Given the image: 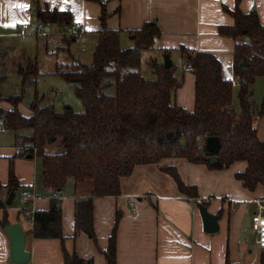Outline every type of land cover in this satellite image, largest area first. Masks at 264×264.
<instances>
[{
  "label": "trees",
  "instance_id": "trees-1",
  "mask_svg": "<svg viewBox=\"0 0 264 264\" xmlns=\"http://www.w3.org/2000/svg\"><path fill=\"white\" fill-rule=\"evenodd\" d=\"M92 1L100 3L102 27L93 46L91 64L75 60L68 67L57 66L54 71L67 82L74 83V93L83 110L76 112L65 107L56 111L51 103L40 104L42 98H35L29 106L31 113L25 116L17 109L21 95H0L1 99L13 104L12 109L0 111V118L6 128L17 132L22 146L35 148L44 188L59 194L69 179L75 183L92 181L91 195L75 202V230L84 231L96 241L92 197L120 194V179L128 176L136 165L157 163L166 157L206 163L211 169L244 161L246 168L236 172L235 178L248 190L252 191L258 185L264 188V141L256 134L255 107L251 99L255 78L264 76V25L259 22L256 11L243 12L236 0L233 9L224 7L234 23L218 26L220 35L241 41L235 43L233 51V71L239 79L240 110L235 111L232 106L233 82L221 76L220 62L215 55L180 47L185 53L183 64L195 77L194 108L188 110L174 100L181 80L175 76L173 64L165 69L162 64L151 61L153 79H144L139 72L141 50L151 48L160 34L157 25L145 22L132 33L133 46L122 49L118 31L105 27L108 16L105 3ZM32 9L40 23L57 30L71 22L69 11L41 6L37 0ZM245 37L249 40L245 41ZM60 41L70 44L72 39L62 36ZM63 49L68 51L69 47ZM243 57L247 59L246 66H240ZM19 73L24 85L32 83L31 75L38 72L31 65L27 70L19 69ZM256 108L257 115L264 116V100ZM25 129H29L30 134H21ZM169 132L173 135L166 138ZM208 136H217L220 141L212 154L204 149ZM54 144L60 149L58 152L51 149ZM44 148H49L48 152ZM22 152V156L29 154L34 158L31 149ZM210 155H215L217 161L209 164L207 158ZM162 169L173 178L182 194L197 198L196 186L185 184L175 167ZM3 187L7 194L19 189L12 166L7 184H0V208L6 205ZM4 222L5 218L0 220V224ZM31 222L30 233L34 238L63 241L60 197L52 195L48 209L35 210ZM115 247L114 228L103 252L107 264L116 263ZM63 256L65 264L81 262L75 253L64 250ZM261 264H264V253H261Z\"/></svg>",
  "mask_w": 264,
  "mask_h": 264
},
{
  "label": "crops",
  "instance_id": "crops-1",
  "mask_svg": "<svg viewBox=\"0 0 264 264\" xmlns=\"http://www.w3.org/2000/svg\"><path fill=\"white\" fill-rule=\"evenodd\" d=\"M37 1L41 6L69 11L71 21L82 24L85 36L94 33L97 40L98 31L102 27L99 2ZM101 1L105 3L108 14L105 27L118 31L119 46L122 49L133 46L132 33L145 22L157 25L160 34L155 37L152 47L158 55L151 59L162 64L164 54L172 57L173 53H178L184 72L182 78L175 75L181 80V85L174 93V100L179 105L188 110L194 108L195 88V77L184 66L185 53L180 47L211 52L220 62L221 76L239 86L233 71V51L235 43L241 41L218 32L219 25L234 23L233 17L224 7L233 9L236 0ZM33 2L0 0V36L26 30L32 20L39 22L32 9ZM18 4L27 7L21 9L16 6ZM238 5L243 12L256 11L259 22L264 25V0H238ZM23 24L28 27L23 28ZM123 34L129 35L131 43L124 40ZM146 50H141L140 60ZM17 67L19 72L21 68L31 67V64L28 62L25 67L21 64ZM17 109L20 111L19 107ZM256 109L253 124L257 137L264 141V116L257 115ZM23 111L26 112L20 111L21 114L29 115V110ZM23 146L19 142L13 146L0 144V184H7L8 170L12 165L19 185L15 192L18 201L23 193L32 190L37 193L32 201H19L22 204V218H19L21 213L18 210L13 217L8 216L5 220L10 223L19 222L26 233V248L30 252L26 264H65L64 250L70 254L75 253L81 259L79 264H107L103 252L108 247L114 228L115 264H261L264 248L258 247L256 234L249 225L250 217L257 210L256 200L264 205V188L258 185L254 190H248L235 178V171L246 168L244 161L234 166L231 164L226 170H214L206 163H192L182 157H166L157 163L136 165L128 176L120 179V194L92 197L96 241L90 239L84 231L75 230L74 225L75 202L90 196L93 184L85 182L82 185L83 182L75 183L69 179L59 194L55 192L60 197L61 205V229L64 235L61 241L59 238H34L30 233L31 217L24 215V211L48 209L54 192L43 187L36 158L28 157L29 154L22 156ZM162 167H175L185 184L196 186L197 198L182 194L173 178ZM4 195L5 192H2L3 198ZM198 203L205 205L211 214L218 215L219 229L216 232L203 230ZM3 224H0V264H17L9 261V238L3 231ZM245 228L254 233V241H248Z\"/></svg>",
  "mask_w": 264,
  "mask_h": 264
},
{
  "label": "rangeland",
  "instance_id": "rangeland-1",
  "mask_svg": "<svg viewBox=\"0 0 264 264\" xmlns=\"http://www.w3.org/2000/svg\"><path fill=\"white\" fill-rule=\"evenodd\" d=\"M29 25L30 27L28 29L17 31L14 33V35L0 36L1 97L21 95L22 98L17 107H19L20 111L22 112H26L23 111V109H27L28 112L29 106L35 100V98L38 100L42 98L40 104L51 103L56 111H62L65 107H70L76 112L82 111L83 105L80 99L74 93V83L67 82L59 74H55L54 71L57 66L62 64L68 67L75 60L82 64L90 65L92 62L93 45L96 40L95 34H87V37L85 36L86 40L84 42L71 41L70 44H66L63 42L64 40L60 41V30H57L55 27H51L50 32L45 35L36 33V27L38 23L35 20L29 22ZM122 37L128 43H131L128 34H123ZM48 39L58 42V45H55L56 43L49 42ZM51 45L53 48H51ZM122 45L124 46L123 43ZM67 46L69 47L68 51L66 49L62 50V47L66 48ZM82 47H84V49H82ZM157 55L158 54L154 51L153 47L144 51L141 55L139 69L144 79L155 78V75L151 70L150 62L154 56ZM72 58L74 60H72ZM170 58L171 61L173 60L172 62L175 67V75L179 78H182L181 76L182 73L184 74V72L182 71V65L180 58L178 57V53H173L172 57ZM28 62H30L31 65H34L38 73L36 75L34 74L35 76L31 75L33 76L32 78L34 80L32 83L22 85V75L18 72L17 66L21 64L22 67H25ZM30 79L31 77L29 76V80ZM238 88V84L233 85L232 106L235 111L240 110L237 97ZM107 91L110 92V89H107ZM251 99L254 102L255 109L260 104L261 100L264 99V76H258L255 78L252 85ZM7 108H13V104L0 98V111ZM30 132L31 131L29 129H25L21 131V134L28 135ZM20 141L21 138L17 135V132L5 128L3 125L0 126V144L13 146L17 145L18 142L20 143ZM52 149L57 152L60 150L59 148H56V144L52 145ZM36 163L37 169L39 171L41 168L40 161L37 160ZM235 163L242 164L243 162L237 161L233 164ZM229 167L214 170H226ZM39 177L41 178V175H39ZM82 182V185H85V182L92 183L90 180ZM2 190L5 192L4 199H6L8 194H6V191H4L5 187H3ZM18 210L21 213L19 218H22V204L18 201V195H16L10 205H5L3 209L0 208V220H3V218L6 220L8 216L9 218L13 217V214L17 213ZM249 226L251 229V225ZM245 230L247 229L245 228ZM246 238L249 242L254 241V233H250V231L247 230ZM1 244L2 241L0 238V245ZM9 261L11 262L10 252Z\"/></svg>",
  "mask_w": 264,
  "mask_h": 264
},
{
  "label": "water",
  "instance_id": "water-1",
  "mask_svg": "<svg viewBox=\"0 0 264 264\" xmlns=\"http://www.w3.org/2000/svg\"><path fill=\"white\" fill-rule=\"evenodd\" d=\"M45 30L48 31L49 27H46ZM244 40L248 41L249 38L245 37ZM162 64L165 69H168L172 66V61L170 59L169 54H164ZM247 64L248 63L246 57H243L240 66H246ZM172 135L173 132H169L167 133L166 138H170ZM183 143L184 141L182 140L181 144ZM219 145L220 141L217 136H208L204 142V149L208 153L212 154L218 149ZM28 157H31V155H28ZM207 159L209 164H212L217 161V157L215 155H210ZM14 197L15 192L10 191L5 200V204L10 205L13 202ZM197 208L202 219L203 230L208 233L216 232L219 229V225L217 222L218 215L211 214L207 210V207L202 203H198ZM2 227L9 238L11 260L17 264H26L29 261L30 252L26 248V233L23 231L20 223H10L6 221L4 222Z\"/></svg>",
  "mask_w": 264,
  "mask_h": 264
},
{
  "label": "built area",
  "instance_id": "built-area-1",
  "mask_svg": "<svg viewBox=\"0 0 264 264\" xmlns=\"http://www.w3.org/2000/svg\"><path fill=\"white\" fill-rule=\"evenodd\" d=\"M23 28H27V24L22 25ZM49 27V30L46 31L45 28ZM50 26L44 25L40 22H38V25L36 27V33L38 34H45L47 35L48 32H50ZM61 36H66L72 40H85V31L83 29L82 24L79 21H71L70 24L66 25L63 29L60 30ZM51 43H56L55 41L48 39ZM238 77L235 78V82H238ZM3 125V121L0 120V126ZM23 149H31L34 154H36L35 148H32L30 146H23ZM201 148V147H200ZM45 152H48V148H44ZM53 196H56V193L54 192ZM37 197V193L35 191L26 192L20 195L19 201L21 203H25L29 200H34ZM257 204V210L253 213L251 216V229L256 234V243L258 247L264 248V205H262L260 200H256ZM33 211L32 210H25L24 215L26 216H32Z\"/></svg>",
  "mask_w": 264,
  "mask_h": 264
},
{
  "label": "snow or ice",
  "instance_id": "snow-or-ice-1",
  "mask_svg": "<svg viewBox=\"0 0 264 264\" xmlns=\"http://www.w3.org/2000/svg\"><path fill=\"white\" fill-rule=\"evenodd\" d=\"M17 7H19V8H21V9H23V8H26L27 7V5H25V4H18V5H16ZM7 26V25H6Z\"/></svg>",
  "mask_w": 264,
  "mask_h": 264
}]
</instances>
